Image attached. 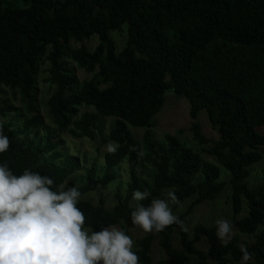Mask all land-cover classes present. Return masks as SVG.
I'll list each match as a JSON object with an SVG mask.
<instances>
[{"label":"trees","instance_id":"1","mask_svg":"<svg viewBox=\"0 0 264 264\" xmlns=\"http://www.w3.org/2000/svg\"><path fill=\"white\" fill-rule=\"evenodd\" d=\"M126 26V30L124 29ZM111 31L126 32L118 50ZM98 35L93 51L82 44ZM43 61H49L46 79L55 90L47 105L54 128L42 138V119L35 100L37 77ZM71 62L95 75L80 81ZM104 86V87H103ZM19 93L27 116L17 129L3 125L9 149L0 153L17 175L25 168L49 175L58 186H75L81 192L78 207L85 224L121 225L127 234L140 228L131 220L134 190H148L140 203L149 205L164 191L177 201L194 197L178 222L156 232H144L134 251L139 264H153L151 249L158 238L166 257L159 264H233L240 262L239 244L224 246L216 226L199 224L193 235L185 229L186 216L199 204L215 200L227 182L220 167L202 159L198 150L178 135L155 137L154 117L167 100V92L190 102L194 141L215 157L230 173L233 214L229 221L255 241L245 245L252 254L248 264H264V183L250 187L249 167L264 156V0H0V93ZM81 106L93 111L81 112ZM205 111L219 138L202 132L199 114ZM8 99L0 115L19 113ZM113 118L108 134L106 118ZM130 126L143 128L137 138ZM104 143L115 142L105 153L106 171L88 168L79 185L68 179L82 169L77 157L59 149L61 134ZM33 133L30 138L29 134ZM212 143L205 147L206 144ZM127 162L130 181L126 195L107 208L84 199L116 180L117 166ZM147 167L148 178L140 175ZM244 206L248 213L239 216ZM177 230L182 248L173 244ZM206 237L208 249L197 247Z\"/></svg>","mask_w":264,"mask_h":264},{"label":"clouds","instance_id":"2","mask_svg":"<svg viewBox=\"0 0 264 264\" xmlns=\"http://www.w3.org/2000/svg\"><path fill=\"white\" fill-rule=\"evenodd\" d=\"M0 120V153L9 149L10 138ZM110 151L114 149H109ZM150 193L134 190L131 220L145 232L163 230L178 222L168 199L140 203ZM81 192L75 186L56 185L46 174L25 168L17 175L0 162V264H139L134 241L124 230L108 225L98 231L85 224L78 207ZM216 236L224 246L232 240L234 226L228 219L215 221ZM239 264H248L251 253L243 244Z\"/></svg>","mask_w":264,"mask_h":264},{"label":"rangeland","instance_id":"3","mask_svg":"<svg viewBox=\"0 0 264 264\" xmlns=\"http://www.w3.org/2000/svg\"><path fill=\"white\" fill-rule=\"evenodd\" d=\"M126 30V26H124ZM109 35L114 39L117 49L120 50L127 38L126 32H116L111 31ZM100 39L98 35H93L89 40H84L83 42H72L71 45L73 48H78L82 44H84L89 51H93ZM75 68V73L79 80L82 82L86 79L92 78L95 73L98 71V68L95 72H88L84 68L78 67L75 62H71ZM50 67L49 61H43L41 64L40 72L37 77V85L35 88V100L38 104V114H40L42 119V125L39 127V132L37 137L42 139L49 130L54 128L53 119L50 116L49 108L47 105V101L51 93L55 90V86L51 85L48 81H46L49 72L48 69ZM104 87V86H103ZM167 100L160 110L154 117V134L155 137L159 140L164 139L166 133L178 135L182 140H185L189 145L191 144L195 150H198L202 159L206 162H211L217 164L221 169V181H226L227 184L222 191V193L212 201H205L199 205H197L192 212L186 216L185 221V229L188 231L190 235H193L194 228L199 224H204L208 227L215 225V221L220 218L230 220L233 214L232 210V201H231V193L232 187L230 185V177L231 173L220 163L218 160L204 152L199 148L194 141L193 132L191 130V125L195 121L194 118L190 115V102L184 97H178L174 94L173 91H168ZM8 99L11 103L16 105L21 109L19 113H10L7 117H3L0 115V120L5 123L12 122L11 129H17L20 121H14L13 118L15 116L24 115L27 116L26 113V104L22 102L19 93L16 98L13 96L12 90L9 88L5 89V93H0V104L4 103V100ZM81 112L84 111H93L92 107L81 106ZM20 117V116H19ZM114 121L113 118H106V130L105 134H108L110 126ZM198 121L201 123L202 132L204 135L211 139L216 140L219 138V132L212 126L208 115L205 111H202L199 114ZM130 129L133 131L137 138H141L144 132L143 128H137L130 126ZM259 130L264 133V126L259 127ZM33 133L29 134V137H33ZM62 144L59 149L66 152V154L70 156L77 157L80 164L82 165V169L72 175L68 182H73L74 185H79L83 182L84 177L86 176L88 168L95 167L99 175H103L106 171V162H105V153L109 151V149L115 146V142L109 141L104 143L100 136H97L95 140L90 138H75L71 134L64 132L61 135ZM212 143H208L205 147L210 146ZM117 170V178L116 180L110 182L105 188L98 187L97 189L90 191L84 196V199L91 201L94 204H99L101 199H104L105 205L107 208H112L118 201L117 193L120 192L122 196L126 195L128 182L130 181L128 164L125 161L122 162L119 166L115 168ZM147 167H144L141 170L140 175L144 178H148ZM250 175L247 179L250 187H256L264 183V156L263 158L254 163L249 167ZM157 198L168 199L167 191H164ZM156 199V198H155ZM194 197H190L185 199L184 201H177L171 204L172 210L174 214L179 217L183 212H185L190 204L194 201ZM136 202L132 200V204L134 205ZM248 210L244 206L242 213L239 216L246 215ZM122 229L121 225H115ZM235 235L232 240L236 241L239 246L241 244L248 245L255 241V237L252 235H247L240 233L238 230L234 229ZM134 241L133 249L136 248V243L139 238L144 236V232L140 228H130L129 233ZM173 244L176 248H182L180 244V237L177 230L173 232ZM208 242L206 237H202L200 242L197 243V247L204 251L208 249ZM151 255L153 259V264H159L162 259L166 257V253L164 249L159 244L158 238H156L153 242ZM233 264H239L238 262H234Z\"/></svg>","mask_w":264,"mask_h":264}]
</instances>
